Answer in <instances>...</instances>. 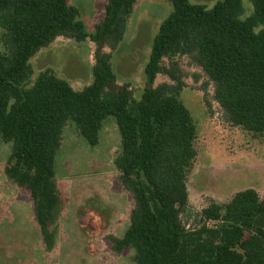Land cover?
Segmentation results:
<instances>
[{
	"label": "trees",
	"instance_id": "obj_1",
	"mask_svg": "<svg viewBox=\"0 0 264 264\" xmlns=\"http://www.w3.org/2000/svg\"><path fill=\"white\" fill-rule=\"evenodd\" d=\"M167 1L172 11L152 40L135 100L130 85L118 83L111 53L136 0H107L91 33L67 0H0V141L11 143L4 174L28 195L51 251L61 208L55 157L63 128L72 122L96 146L103 121L113 117L121 139L113 164L133 203L126 232L109 239L113 251L132 250L135 264H264V199L255 190L236 192L224 205L209 203L195 216V228L182 221L196 127L180 101L186 85L178 61L188 58L212 83L224 122L264 133V0H248L246 18L243 0H221L210 9ZM57 38L94 44L92 81L82 90L51 69L31 78V58ZM158 75L169 82L155 85Z\"/></svg>",
	"mask_w": 264,
	"mask_h": 264
},
{
	"label": "rangeland",
	"instance_id": "obj_2",
	"mask_svg": "<svg viewBox=\"0 0 264 264\" xmlns=\"http://www.w3.org/2000/svg\"><path fill=\"white\" fill-rule=\"evenodd\" d=\"M189 1L210 9L221 0ZM106 2L67 0L69 6L77 9L88 33L103 18ZM243 7L246 18L252 6L243 0ZM171 11L167 0H136L124 38L111 53L118 83L130 85L135 100L144 87L143 69L152 40ZM93 52L94 44L89 40L77 43L57 38L31 58V78L35 80L40 72L51 69L74 90H82L92 81ZM178 61L186 85L180 101L196 127V157L186 178L188 214L182 215V221L187 228H195V216L211 202L224 205L236 192L246 189L255 190L264 199V133H251L224 122L221 109L213 100L212 83L188 58ZM164 82L169 80L158 75L155 85ZM120 148L113 117L103 121L96 146L88 145L72 122L64 126L55 157L61 208L52 228L54 247L47 251L28 195L4 174L11 143L0 141V264H135L132 250L116 253L109 241L110 237L124 235L133 205L113 164Z\"/></svg>",
	"mask_w": 264,
	"mask_h": 264
}]
</instances>
